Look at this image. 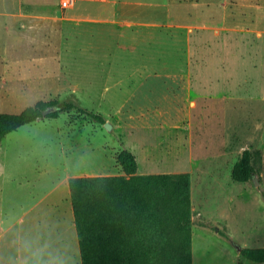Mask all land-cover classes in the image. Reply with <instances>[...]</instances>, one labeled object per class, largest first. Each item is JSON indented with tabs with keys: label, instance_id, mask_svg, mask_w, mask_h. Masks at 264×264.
I'll return each instance as SVG.
<instances>
[{
	"label": "rangeland",
	"instance_id": "rangeland-1",
	"mask_svg": "<svg viewBox=\"0 0 264 264\" xmlns=\"http://www.w3.org/2000/svg\"><path fill=\"white\" fill-rule=\"evenodd\" d=\"M40 100L113 128L73 110L2 140L12 264L25 238L82 264L69 181L125 175L124 149L139 174L191 175L193 264H264L242 255L264 247V0H0V112ZM245 150L255 173L238 182Z\"/></svg>",
	"mask_w": 264,
	"mask_h": 264
},
{
	"label": "trees",
	"instance_id": "trees-1",
	"mask_svg": "<svg viewBox=\"0 0 264 264\" xmlns=\"http://www.w3.org/2000/svg\"><path fill=\"white\" fill-rule=\"evenodd\" d=\"M50 107L55 110L44 116ZM73 110L106 122L74 100H40L18 113L0 112V142L39 117L57 118ZM117 161L125 175L69 181L82 264H193L191 175L139 174L137 157L128 149ZM254 173L252 153L245 150L232 177L246 182ZM242 255L264 263V247H246Z\"/></svg>",
	"mask_w": 264,
	"mask_h": 264
},
{
	"label": "clouds",
	"instance_id": "clouds-1",
	"mask_svg": "<svg viewBox=\"0 0 264 264\" xmlns=\"http://www.w3.org/2000/svg\"><path fill=\"white\" fill-rule=\"evenodd\" d=\"M21 249L26 254L23 264H65L58 253L50 250L48 245L37 247L30 239L21 240Z\"/></svg>",
	"mask_w": 264,
	"mask_h": 264
},
{
	"label": "crops",
	"instance_id": "crops-1",
	"mask_svg": "<svg viewBox=\"0 0 264 264\" xmlns=\"http://www.w3.org/2000/svg\"><path fill=\"white\" fill-rule=\"evenodd\" d=\"M27 126V125H26ZM23 127H25V126H23ZM21 129V128H20ZM16 132V131H15ZM10 135V134H9ZM8 136V135H7ZM1 143H2V141L0 142V145H1ZM0 155H1V153H0ZM2 156V155H1ZM137 157V156H136ZM4 166V165H3ZM2 165H0V167H3ZM140 169V165H139V167H138V170ZM26 171V170H25ZM29 172L27 171V173H26V175L25 176H29L30 174H28ZM24 176V177H25ZM16 179H18V178H16ZM15 179V180H16ZM12 183H13V185H14V180L12 179ZM9 213H6V212H4V213H2L1 214V223H0V236L2 235V223H3V221H4V218L6 217L7 219L9 218ZM18 215V214H17ZM17 217V216H16ZM16 217H13V218H10L11 220L10 221H13ZM76 239V226L75 227H73V232L71 233V241H74ZM1 240V239H0ZM4 249H6V252H4ZM1 254H5V255H7V258H5V260H4V262H2V260H1V258H0V264H12V262H13V260L11 261V259H10V257H8V255H12L13 254V248H11V247H6V248H4L1 244H0V255ZM7 259L9 260L8 262H7Z\"/></svg>",
	"mask_w": 264,
	"mask_h": 264
},
{
	"label": "water",
	"instance_id": "water-1",
	"mask_svg": "<svg viewBox=\"0 0 264 264\" xmlns=\"http://www.w3.org/2000/svg\"><path fill=\"white\" fill-rule=\"evenodd\" d=\"M54 110H55L54 107H50V108L46 109V110L43 112V115L46 116L47 114H49L51 111H54ZM42 119H43V117H39L37 120L40 121V120H42ZM104 125H105V128L108 129V130H112V128H113L112 123H110L109 121H106V122L104 123ZM237 249L240 251L242 248H241L240 246H238Z\"/></svg>",
	"mask_w": 264,
	"mask_h": 264
},
{
	"label": "built area",
	"instance_id": "built-area-1",
	"mask_svg": "<svg viewBox=\"0 0 264 264\" xmlns=\"http://www.w3.org/2000/svg\"><path fill=\"white\" fill-rule=\"evenodd\" d=\"M76 3V0H61V5L63 8H69L74 6Z\"/></svg>",
	"mask_w": 264,
	"mask_h": 264
}]
</instances>
